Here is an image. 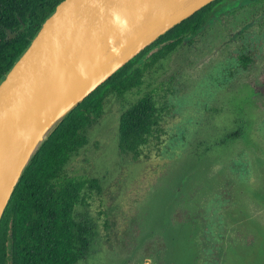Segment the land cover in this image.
<instances>
[{"label": "rangeland", "instance_id": "1", "mask_svg": "<svg viewBox=\"0 0 264 264\" xmlns=\"http://www.w3.org/2000/svg\"><path fill=\"white\" fill-rule=\"evenodd\" d=\"M202 36L139 88L112 96L69 162L71 175L102 187L78 208L95 226L79 264H264V0H231ZM247 49L256 61L243 70ZM152 90L170 111L135 161L119 148V120ZM236 130L232 144L214 149Z\"/></svg>", "mask_w": 264, "mask_h": 264}, {"label": "trees", "instance_id": "2", "mask_svg": "<svg viewBox=\"0 0 264 264\" xmlns=\"http://www.w3.org/2000/svg\"><path fill=\"white\" fill-rule=\"evenodd\" d=\"M62 1L0 0V83ZM230 1L216 0L160 37L59 125L26 169L0 222V264H79L88 257L95 226L79 216L78 208L102 187L96 178L71 175L69 162L89 144V132L104 116L109 99L139 88L171 54L195 45L212 13ZM247 50L238 55L243 70H250L256 61L255 53ZM169 111L158 90L131 104L119 120L120 150L135 161L146 157L152 139H160ZM238 137V130L231 132L214 149L223 150Z\"/></svg>", "mask_w": 264, "mask_h": 264}, {"label": "water", "instance_id": "3", "mask_svg": "<svg viewBox=\"0 0 264 264\" xmlns=\"http://www.w3.org/2000/svg\"><path fill=\"white\" fill-rule=\"evenodd\" d=\"M215 1L63 0L57 6L0 83V222L26 169L70 113Z\"/></svg>", "mask_w": 264, "mask_h": 264}]
</instances>
